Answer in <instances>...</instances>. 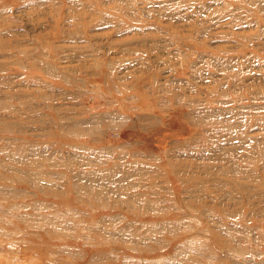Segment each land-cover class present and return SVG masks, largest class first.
I'll return each mask as SVG.
<instances>
[{
	"label": "rangeland",
	"instance_id": "374dc122",
	"mask_svg": "<svg viewBox=\"0 0 264 264\" xmlns=\"http://www.w3.org/2000/svg\"><path fill=\"white\" fill-rule=\"evenodd\" d=\"M0 264H264V0H0Z\"/></svg>",
	"mask_w": 264,
	"mask_h": 264
}]
</instances>
